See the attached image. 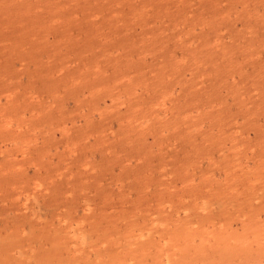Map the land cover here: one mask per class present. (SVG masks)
I'll use <instances>...</instances> for the list:
<instances>
[{
    "label": "rangeland",
    "instance_id": "1",
    "mask_svg": "<svg viewBox=\"0 0 264 264\" xmlns=\"http://www.w3.org/2000/svg\"><path fill=\"white\" fill-rule=\"evenodd\" d=\"M0 264H264V0H0Z\"/></svg>",
    "mask_w": 264,
    "mask_h": 264
}]
</instances>
